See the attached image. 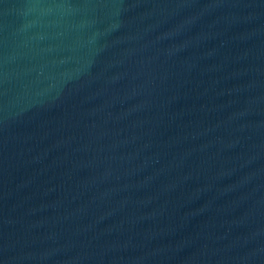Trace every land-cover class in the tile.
<instances>
[{
	"label": "water",
	"instance_id": "water-1",
	"mask_svg": "<svg viewBox=\"0 0 264 264\" xmlns=\"http://www.w3.org/2000/svg\"><path fill=\"white\" fill-rule=\"evenodd\" d=\"M0 264H264V0H0Z\"/></svg>",
	"mask_w": 264,
	"mask_h": 264
}]
</instances>
